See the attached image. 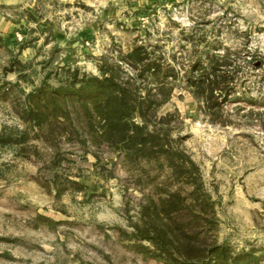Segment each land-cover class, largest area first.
Returning <instances> with one entry per match:
<instances>
[{
	"label": "rangeland",
	"instance_id": "1",
	"mask_svg": "<svg viewBox=\"0 0 264 264\" xmlns=\"http://www.w3.org/2000/svg\"><path fill=\"white\" fill-rule=\"evenodd\" d=\"M0 37V81L16 82L4 68L24 47L19 59L35 86L63 67L98 75L101 57L140 41L160 42L184 64L196 58V45L204 50L201 41L254 55L263 64L245 66L248 102L228 105L233 124H213L183 83L163 112L180 113L183 146L219 201V243L235 254L254 251L264 264V0H0ZM4 127L22 124L0 102ZM63 127L51 118L37 154L0 146V264H164L135 253L123 237L142 194L121 165L115 179L103 178V165L113 169L107 150L98 151L96 168L92 155L64 146L60 167H50L47 143Z\"/></svg>",
	"mask_w": 264,
	"mask_h": 264
},
{
	"label": "trees",
	"instance_id": "2",
	"mask_svg": "<svg viewBox=\"0 0 264 264\" xmlns=\"http://www.w3.org/2000/svg\"><path fill=\"white\" fill-rule=\"evenodd\" d=\"M140 42L127 52L101 57L98 75L63 67L45 74L38 86L28 74L30 66L19 59L20 47L4 68L16 82L0 81V102L10 104L22 127H4L0 146H17L24 153L35 149L37 154L40 133L51 118L61 120L64 127L47 143L44 155L52 169L64 160V146L92 155L96 168L102 165L98 151L105 149L114 158L113 169L102 166L107 172L103 178L115 179L114 169L121 165L134 179L142 198L136 219H129L131 231L122 234L135 253L164 264H259L254 251L235 254L219 243V201L183 146L180 113L163 109L183 83L213 124L229 126L228 105L247 97L245 66L261 68L263 63L249 52L201 41L204 50L196 45V58L184 64L160 42ZM0 46H5L1 37ZM68 182L77 191L86 189L80 182Z\"/></svg>",
	"mask_w": 264,
	"mask_h": 264
}]
</instances>
